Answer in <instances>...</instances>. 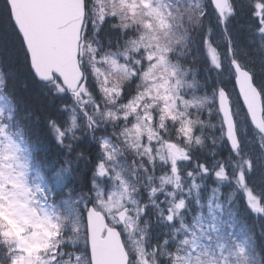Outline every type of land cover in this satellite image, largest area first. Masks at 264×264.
Returning a JSON list of instances; mask_svg holds the SVG:
<instances>
[{
    "label": "trees",
    "instance_id": "obj_1",
    "mask_svg": "<svg viewBox=\"0 0 264 264\" xmlns=\"http://www.w3.org/2000/svg\"><path fill=\"white\" fill-rule=\"evenodd\" d=\"M165 3L169 8L166 15L171 27L163 40L170 49L169 60L176 67L184 90L183 93L181 91V105L192 99L195 102L189 108L191 140L179 145V153L184 151L187 159L179 167L178 184L183 192H178L175 197L181 204L178 210L168 204L169 210L163 207L160 212V203L155 210L145 202L153 183L159 181L161 163H145L142 171L141 186L137 191L139 212L141 221L146 224L149 245L155 251L154 260L162 263L160 255H164L172 263L186 252L196 229L209 226V230L216 229L219 240L214 252H224L233 264H264V203L251 204L257 196L264 197V140L250 127L245 115L236 120L242 142L237 153L229 150L220 128L215 131L210 129L215 120L220 124L216 91L230 93L233 90V78L228 67L232 60H237L252 74L264 105V66L259 65L264 56L261 58L255 45L250 44L264 28V0H230L234 14H226L224 22L209 0H165ZM114 26L117 25L112 21L102 25L100 37L96 40L114 42L119 49L124 47L129 33H122L118 28L114 30ZM0 75L2 92L11 105L12 122L33 150V158L38 159L42 172L45 174L46 170H52V174H57L56 169L64 172H60L62 177L58 182L62 187L59 191L55 189L54 204L61 215L58 220L63 224L64 236L68 238L72 233L74 215H77L81 227L84 225L85 208L82 203H88L91 179L95 173L86 160L87 156H92L93 146H88L87 140L81 138L82 135L88 136L90 131L82 128L83 124L75 131L76 135L72 134L75 138L66 139L69 140L67 150L53 141L52 130H61L67 119L64 107L72 108L75 103L67 94L58 96L51 91V86L36 81L5 0H0ZM207 95L213 103L207 102L206 105L201 101L207 99ZM235 108L244 114L237 99ZM195 123H200V126L194 128ZM166 125L167 129L173 130L174 125ZM250 133L253 135L250 136ZM178 134L182 140L185 139L182 130ZM259 143L262 149L258 147ZM247 161H251L250 166ZM209 171L211 175L207 176ZM195 187H200L201 192L195 191ZM169 190L174 193L172 185L162 183L155 193L156 199ZM210 199L218 213L211 215L209 222L202 223L201 219L208 216L203 214ZM63 200L70 201L68 207ZM222 218H226L225 224L219 223ZM213 222L214 228L210 225ZM80 231L84 234V227ZM83 239L86 251L85 234ZM3 253L4 244L1 243L0 258ZM86 255L87 252L85 258Z\"/></svg>",
    "mask_w": 264,
    "mask_h": 264
},
{
    "label": "rangeland",
    "instance_id": "obj_2",
    "mask_svg": "<svg viewBox=\"0 0 264 264\" xmlns=\"http://www.w3.org/2000/svg\"><path fill=\"white\" fill-rule=\"evenodd\" d=\"M93 6L89 11V17L92 20L94 30L99 26L102 21V15H105V11H116L118 14H127L136 21H141L140 16H146L148 23H155L160 27L159 31H166L167 22L164 17L163 7L159 5L160 0H89ZM152 7H159V11L163 16V24L161 26L160 21L147 16V5ZM227 14V13H226ZM225 14V15H226ZM171 26H168V29ZM137 31V29H133ZM131 29L128 37L133 34ZM138 32V31H137ZM143 32L151 37H156L157 31H152L144 25ZM140 34L138 33V36ZM142 34L140 35V39ZM143 39V38H142ZM134 40V39H133ZM163 41V42H162ZM159 40V43H155V47L151 53L157 51V45L165 49L162 53L166 60L164 65L157 64L155 59H149L148 53L145 58L147 61L146 66L135 80V88L133 94L128 95L126 100L121 97L117 99L115 93H117L116 87L119 86L121 79L119 76H137L133 71L127 70L125 67L116 66L113 55H106L101 61L96 55L98 49L97 45H89L88 58L90 77L88 85L92 84L93 94L80 93L78 100L82 105V112L77 107H64L63 113L67 116L64 126L61 130L53 131V141L64 146L65 150L68 148L69 137L75 138L72 134L75 131L85 128L90 131L88 136L82 135L81 138L87 140V145L93 146V152L91 157H86L87 162L92 166L94 170L93 178L91 179V191L88 199L92 202L94 207L102 212L109 224L113 227H118L121 235L123 236L125 249L130 256L131 261L129 264H158L160 261L154 260V250L149 245L148 237L146 235V224L141 221L139 212V196L138 190L141 186L140 180L142 171L147 165H158L160 176L157 183H153V188L149 191L147 202L149 207L157 209L156 205L160 203V212L162 208L169 210L168 204L173 209H179V202L175 200L178 192H183L182 186L178 184L180 181L178 170L182 161L187 159V156L183 153H179L180 146L183 145L186 140L190 141V110L194 106V100L191 102H185L181 105V91L182 84L176 67L169 60L170 49L163 39ZM255 45L258 53L264 56V35L258 33L256 37L250 42ZM130 44V42L128 43ZM144 45V44H143ZM149 45V44H148ZM131 47L132 45H128ZM152 48L153 45H150ZM136 48L138 52H144V47L135 45L131 47ZM209 51V46H207ZM256 51V50H255ZM256 51V52H257ZM124 55V52L121 53ZM144 57L143 55L141 56ZM262 60V59H261ZM219 61V59L217 60ZM230 63V62H229ZM228 63L229 70L230 66ZM264 66L263 61L259 62V65ZM119 69V70H118ZM167 69V70H166ZM174 72V74H173ZM129 74V75H128ZM231 76L233 74L231 72ZM50 86V85H49ZM49 88V87H48ZM51 91L58 96H63L65 93L62 87L58 85H52ZM87 91V89H86ZM83 92V91H82ZM56 96V97H58ZM217 97V91H216ZM236 95L234 89L230 92V99L234 101ZM211 97L207 95V99H203L206 105L213 103L209 101ZM142 100L147 102L143 103V113H137L140 106H142ZM119 102V103H117ZM216 102V98H215ZM204 104V105H205ZM202 105L201 107H203ZM156 113V119L153 121V112ZM137 113V114H135ZM7 115L5 104L0 100V118ZM87 114V115H85ZM234 114L236 117H243L245 114L235 109ZM133 115L130 119L127 117ZM166 123V120H168ZM6 119L0 123V176H7L17 180L25 189H27V198L32 201L31 207L39 210L44 209L48 215H50L49 209L46 207L45 202L52 196V190H60L62 184L58 182L59 177H62L60 171L56 169L57 174L52 170H46V174L37 169V172L44 175V177H38L35 167L31 166V155L24 153L23 144L18 140L20 136L11 135L9 130L13 131L14 127L6 126L4 123ZM174 125L173 130L167 129V125ZM213 127L210 128L213 131L221 129L223 138H225L223 123L220 118V124L217 120L213 122ZM168 127V128H171ZM200 123H195V127H199ZM154 127V130H153ZM9 129V130H8ZM182 130V134L185 137L178 136V132ZM59 131L63 132V135H59ZM15 132V131H14ZM69 132V134H68ZM247 136V133H244ZM76 135V134H75ZM253 134L250 133V136ZM59 137V139L57 138ZM112 139V141H111ZM181 141L183 143H181ZM60 143V144H58ZM250 144V141H248ZM260 149L263 148L261 144H258ZM132 157V159L130 158ZM89 159V160H88ZM130 161V162H129ZM142 163V164H141ZM163 185L173 186L174 193L169 190L164 192L163 197L156 199V191H158ZM198 193L201 192L200 187L193 188ZM12 185H8V191H12ZM251 193V192H250ZM155 194V195H154ZM170 194V195H168ZM172 195L174 199L171 200ZM256 195V194H254ZM201 197V194H200ZM167 198V200L165 199ZM264 203V197H258L251 202L252 205H258ZM66 202V206L69 205V200H63ZM71 204V203H70ZM85 208V202L82 203ZM181 206V204H180ZM200 208V206H199ZM198 208V209H199ZM66 209V208H65ZM125 210L126 217L121 224L116 218L117 213ZM218 210L214 203H211V199L208 203V208L205 214L207 218L201 219L202 223L209 222V218L212 220L211 215H217ZM38 214H43L39 213ZM231 215V213H229ZM51 216V215H50ZM73 227L71 234L64 240V244H70L75 248L74 255H70L73 264H86L85 261V248L83 242L84 234L80 231L83 229L78 217L74 215ZM6 220L2 214H0V223H5ZM226 223V218H222L219 222ZM214 222L210 225L214 228ZM209 226H200V229H196L197 232L193 233L192 242L186 247V252L182 254L178 259H174L173 262H169L166 256L160 255L163 262L160 264H181L182 261H186L184 264H232L230 260L224 256L214 252L213 249L217 247L219 240L216 238V229L209 230ZM264 228V224L262 225ZM52 227L50 228L51 231ZM35 229L29 227L24 235L31 236ZM199 233V234H197ZM1 247V243H0ZM4 245V249H5ZM8 247H15V244L8 245ZM242 248V247H241ZM244 250V248L242 249ZM78 251V252H77ZM157 253V252H156ZM158 254V253H157ZM44 259V260H49ZM161 260V259H160ZM69 264V263H67Z\"/></svg>",
    "mask_w": 264,
    "mask_h": 264
},
{
    "label": "water",
    "instance_id": "obj_3",
    "mask_svg": "<svg viewBox=\"0 0 264 264\" xmlns=\"http://www.w3.org/2000/svg\"><path fill=\"white\" fill-rule=\"evenodd\" d=\"M11 19L25 46L31 71L37 81L49 83L57 77L68 92H75L82 79L78 66V45L84 22L83 0H6ZM219 17L224 0H211ZM231 69L238 99L251 126L264 136L261 95L252 75L233 61ZM224 121L226 141L231 151L239 142L236 135L228 94L221 91L217 98ZM124 212L118 219L124 221ZM87 241L91 264H127L128 256L118 230L109 228L101 213L92 206L86 214ZM105 231V236L102 237Z\"/></svg>",
    "mask_w": 264,
    "mask_h": 264
},
{
    "label": "snow or ice",
    "instance_id": "obj_4",
    "mask_svg": "<svg viewBox=\"0 0 264 264\" xmlns=\"http://www.w3.org/2000/svg\"><path fill=\"white\" fill-rule=\"evenodd\" d=\"M223 11L228 16L234 14L229 0H224ZM145 14L160 21L161 26H166L163 24V16L158 6L147 5ZM101 15L102 22H107V16H103V13ZM110 15L114 17L117 13L114 10ZM221 16L222 22H224L225 18L222 13ZM149 27L151 26L149 25ZM260 33L264 35V28L260 29ZM145 46L150 47V44ZM133 51H137V49L134 48ZM164 51L165 49L157 45V51L151 53L149 59H155L157 64L164 65L166 63L162 55ZM59 135L62 136L63 132L59 131ZM57 138L59 139V137ZM247 163L249 166L251 165V161H247ZM64 171L69 170L64 169ZM8 185H12V191H8ZM31 204L32 201L27 198V189L15 179L0 176V214L6 220L5 223H0V243L6 246L3 256L0 258V264H56V256H52L46 261L39 255V252H47L49 248H52V241L58 238L60 233L58 230L55 234L51 233L50 228L55 227L51 216L44 209L37 210L31 207ZM38 212L43 214H38ZM29 227L35 231L31 236H26L24 233ZM13 243L15 247H8ZM56 252L60 256L63 255L58 245Z\"/></svg>",
    "mask_w": 264,
    "mask_h": 264
},
{
    "label": "bare ground",
    "instance_id": "obj_5",
    "mask_svg": "<svg viewBox=\"0 0 264 264\" xmlns=\"http://www.w3.org/2000/svg\"><path fill=\"white\" fill-rule=\"evenodd\" d=\"M261 66H262V64H261ZM261 78H262V77H261ZM263 79H264V78H263ZM263 79H262V80H263ZM258 80H259V79H258ZM262 82H263V81H262Z\"/></svg>",
    "mask_w": 264,
    "mask_h": 264
}]
</instances>
